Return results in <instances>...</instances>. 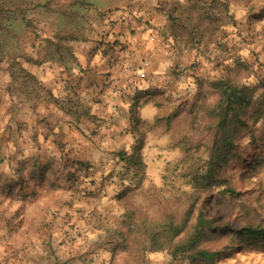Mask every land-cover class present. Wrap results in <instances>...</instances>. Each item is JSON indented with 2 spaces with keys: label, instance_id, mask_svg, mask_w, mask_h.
<instances>
[{
  "label": "rangeland",
  "instance_id": "rangeland-1",
  "mask_svg": "<svg viewBox=\"0 0 264 264\" xmlns=\"http://www.w3.org/2000/svg\"><path fill=\"white\" fill-rule=\"evenodd\" d=\"M52 1L68 16L62 18L66 31L59 35L81 36L77 24L84 9L71 13L65 9L67 0ZM42 2L17 0L11 19L0 23L4 26L0 71L10 77L9 82L0 79V92L8 93L2 97L4 109L18 104L20 84L27 83L38 99L48 97L34 80L25 79L18 59L27 55L23 44L38 43L35 15L42 11ZM48 6L43 12H49ZM255 14L241 21L234 17L228 35L221 28L214 36V26L203 22L200 33L194 34L199 40L196 54H185L189 63L179 73L173 72L186 73L182 75L190 82L189 89L176 97L146 98L142 105L149 101L152 105L136 110L133 123L121 131L119 147L101 146L93 132L83 135L88 141L83 147L76 139L56 145L55 158L38 167L47 169L48 175L41 178L46 183L35 193L34 204L12 210V218L25 216L26 220L2 226L3 231L16 228L19 233L0 239V264H203L173 259L166 248L158 250L161 242L173 246L185 241L198 211L212 221L198 246L216 253L215 264H264V243L238 235L246 227H264V119L240 132L239 157L216 168L214 181L196 184L211 161L215 139L209 111L218 92L211 82L231 78L237 86L254 87L255 102L264 94V16L254 18ZM220 18L217 23L224 25V16ZM225 34L232 40L231 49L212 54L207 44L216 39L223 42ZM47 45L39 55L54 51ZM64 52L58 56L68 55ZM224 53H230L226 62L221 59ZM248 118L246 122L252 124ZM1 121L6 131H0V167L7 168L10 153L22 152L12 143L7 149L4 132L14 133L13 123ZM251 135L259 141L257 148L248 145ZM134 149L143 166L138 171L132 166L126 169L115 155L131 154ZM1 213L6 214L0 210V217ZM184 220L183 233L166 239L171 236L164 233L168 224L178 226Z\"/></svg>",
  "mask_w": 264,
  "mask_h": 264
},
{
  "label": "crops",
  "instance_id": "crops-1",
  "mask_svg": "<svg viewBox=\"0 0 264 264\" xmlns=\"http://www.w3.org/2000/svg\"><path fill=\"white\" fill-rule=\"evenodd\" d=\"M42 1V11L35 15L38 43L23 44L27 55L18 59L48 100L38 99L32 88L20 84L19 102L8 110L2 105L8 93L0 92V122L12 119L14 132H4L6 147L12 143L22 152L10 153L7 168L0 167V210L6 213L0 217V239L19 233L16 228L3 231L2 226L24 223L25 216L12 218V210L34 204L35 193L46 183L41 178L48 175L47 169L38 167L55 158L56 145L76 139L83 147L88 144L83 135L93 132L101 146L119 147L121 131L130 124L131 106L142 111L152 105L151 101L142 105L146 98L184 92L189 81L178 73L189 63L184 56L194 52V44L174 35L168 16L179 15L195 1L211 0H67L65 9L84 12L77 24L82 35L66 41L68 55L63 58L39 55L47 40L56 42L66 31L62 18L68 17L52 0ZM45 1L48 13L43 12ZM219 1L240 21L264 9V0ZM223 28L227 32L229 27L225 23ZM0 79L10 81L3 71ZM0 131L6 128L0 126Z\"/></svg>",
  "mask_w": 264,
  "mask_h": 264
},
{
  "label": "trees",
  "instance_id": "trees-1",
  "mask_svg": "<svg viewBox=\"0 0 264 264\" xmlns=\"http://www.w3.org/2000/svg\"><path fill=\"white\" fill-rule=\"evenodd\" d=\"M16 3L17 0H0V23L4 20L8 21L11 19V14L17 7L15 6ZM48 5L49 3L47 2L44 6L47 7ZM263 11L264 9H261L254 15V18L264 16ZM228 12V6L225 2L219 0H211L209 2L195 1L194 4H190L188 7H185V10L180 12L179 15H173L171 13L168 16V21L170 22L169 27L174 35H178L182 38H188L189 42L194 44L192 47V49H194L192 55H194L195 51L198 50L199 47V40L195 39L194 34L196 32H198L197 34L200 33V27L203 22L207 23L209 27L210 25L214 26V28L211 29L214 36L218 34L217 31L219 32L225 23L227 27H231L233 29V24L231 25L230 23H233L235 18L232 15L230 16ZM221 16H224L225 18L224 25L217 23V21L221 19ZM0 29H4V26L1 24ZM225 33L227 34L228 32ZM226 34L224 35L223 42L216 39L207 44L209 45L212 54L218 55L222 49H224V51L231 49L232 40H230L227 37L228 34ZM72 38L74 39L76 37L65 36L63 33V35H59L56 38V42L47 40V46H49L50 49L52 48V51H54L46 54L44 52L43 56L61 55L64 51H68L65 44L67 40ZM229 56L230 53H224L221 59L226 62ZM194 65L196 66V64ZM195 66L192 69L195 70ZM184 68H182V70ZM21 71L26 80H34L33 76L24 69H21ZM182 74L186 75L185 72ZM186 78L189 79L188 76ZM189 84L190 82L186 83V86L182 88L184 92L186 91L185 89H189ZM211 86L218 92V100L209 111V115L212 117L213 123H215V139L211 147V161L208 164L205 173L198 180H196V184L198 185H204L208 184L209 181H214L213 176L216 168L225 164L228 159H237L239 156L236 149L238 146H241L238 141V135L240 132L250 128V126H253L258 121L264 119V94L258 96L259 99L255 102L256 89L254 87L246 85L237 86L231 78L215 79L211 82ZM136 110V105L131 106L129 111V119H131L129 125L133 123V116L135 115ZM247 115H249L248 119H252V124L246 122L245 117ZM258 144L259 141L251 135L248 145L257 148ZM139 154L138 149H134L131 154L119 151L116 152L115 155L121 162H123L126 169L127 167L132 166L134 170L138 171L143 168L140 161L141 156ZM195 195L198 197V193ZM211 225L212 221L205 218L201 211H198L195 223L185 241L173 246H165V244H162L161 242L160 245L163 246L158 250L166 248L173 259L179 258L181 260H190L192 263L215 264L214 259L216 257V253L206 249H200L198 246L199 240L204 237L207 231H210ZM185 226L186 220L178 226L168 224V226L164 229V233L171 236L166 239L172 240L177 238L181 233H183ZM238 235L240 238L248 239L253 243H264V227L261 226L246 227L242 229Z\"/></svg>",
  "mask_w": 264,
  "mask_h": 264
}]
</instances>
